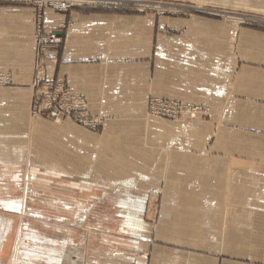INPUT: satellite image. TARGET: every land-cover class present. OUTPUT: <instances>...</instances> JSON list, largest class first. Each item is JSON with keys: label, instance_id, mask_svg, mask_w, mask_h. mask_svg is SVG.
Returning <instances> with one entry per match:
<instances>
[{"label": "crops", "instance_id": "obj_1", "mask_svg": "<svg viewBox=\"0 0 264 264\" xmlns=\"http://www.w3.org/2000/svg\"><path fill=\"white\" fill-rule=\"evenodd\" d=\"M63 21L47 14L44 26ZM71 22L57 60L47 55L48 74L64 78L92 115L109 122L96 133L71 120H31L32 13L0 10V76L13 78L12 87L0 86V182L49 173L41 186L51 187L56 220L46 224L55 235L69 232L76 248L85 229L84 245L92 243L87 227L98 203L102 214L114 207L116 216H105L120 237L150 238L144 218L162 199L151 250L139 239L109 254L101 245L103 258L92 264H264V30L204 17L181 20L179 34L151 16L76 13ZM151 95L205 106L210 118L147 120ZM6 212L0 219L9 223ZM28 226L25 241L43 235Z\"/></svg>", "mask_w": 264, "mask_h": 264}, {"label": "rangeland", "instance_id": "obj_2", "mask_svg": "<svg viewBox=\"0 0 264 264\" xmlns=\"http://www.w3.org/2000/svg\"><path fill=\"white\" fill-rule=\"evenodd\" d=\"M52 1L53 0H0V10L4 8H21V9L29 10L32 13V36L34 38V43L39 30H41V34L49 33V31L52 30L51 28L49 27L47 28L44 26L45 17L47 14L52 17L54 16L56 18L57 16L63 17V20L65 21L60 23L58 25V28L60 30L62 29V26H64L66 28L64 29V33H66L67 28L70 27L72 23L71 21L73 19V15H75L76 13H89V14L105 13L107 15H125V16H139V17L151 16L154 17L158 22H160L162 27L166 26V32L170 34H179L183 31V30L181 31V28L179 27V22L181 20H187L197 17L216 19L226 23H231L233 24L234 27H236V29L242 26H249V27L251 26V27L262 28L264 30V26H261V24L259 23V22H264V0H57L55 2ZM56 2L57 3L61 2L63 6L61 7L60 5H56ZM12 85H13V78L10 85H6V86L0 85V86L6 88V87H12ZM33 95H34V91L32 93V101H31L32 104H33ZM153 97L154 96L152 95L149 97V101L147 105V113H146L147 120L151 118H156L174 123L196 121V120L194 121L185 120L186 117H183L181 114H179V118L177 121L174 118H169L163 115H157L158 117L152 116L154 107L152 101L150 100ZM164 102L170 104L171 102L174 101L167 100ZM175 102L181 104L183 103L179 101H175ZM32 104H31V109H32ZM160 109L161 108L158 107L156 112H158V110ZM204 109L208 110L209 108L206 107ZM29 114H30V109H29ZM92 116L97 117L94 115ZM30 118L33 121L38 117L34 118L32 117V115H30ZM201 119L203 118L201 117ZM67 120H71L72 122L76 123L72 119H67ZM49 121L58 125L63 123V121L56 122L53 119ZM108 122L109 121L107 120V123ZM103 130L97 133H101ZM30 176L31 174H26L25 172L22 182L20 181L17 182L16 180L13 181L10 179H6L5 181L0 182V198H3L4 201L8 199H13V200L19 199V201H22L21 203L19 202L20 204H22L20 206L15 204L12 206L10 205L8 208H6L0 205V214L1 212L9 211L5 213L7 217L10 218L9 223L7 219L1 218L3 222L4 221L7 222L6 223L7 230L8 228L9 229L11 228L9 227L11 226L10 222H13V229H14V231L11 234L8 233L9 235L8 244H7L8 246L5 244V247L1 248L2 251L6 250L5 255L0 256V263L3 261L2 262L3 264L11 263L13 257H11L10 260V255H13V251L16 252L15 247L18 246L20 242H26L28 244L25 245L24 248H22L23 253L43 255L46 258L54 257V253L47 252V251H53L52 247L48 245H44L45 247L43 246V250L40 251L35 248L36 242L34 243L31 242L32 239H30V241L29 240L25 241V239H23L22 232L26 231L27 224L29 225L28 228L31 231L39 230V232L43 234L41 235L38 233L39 236L45 237L43 243H46L47 240L50 242L49 238L57 239V236L58 237L60 236L59 240L63 241L68 239L69 240L68 242L70 243L71 247H73V241L71 240L72 237L71 235H68L69 232H63L61 235H55L50 225H47V224H52V222L56 220L50 215L51 209L49 207L52 203L50 201L52 198L51 187L41 186L42 183H50L49 173L40 172L35 177L33 176L30 177ZM36 177L40 178V180L38 181ZM8 181H10V183L11 182L13 183L11 185V191L13 192V194L6 193L7 190L5 184L8 183ZM161 202H162L161 198L155 199L150 207L151 210L150 215L148 214L144 218L145 223L151 227V234L149 235L150 238L131 237L130 239H127L126 235H124L125 237H120V233L116 229L115 224L111 223L108 220L107 218L108 216H116L113 210L114 207L108 206L107 211L104 214H102L101 211L104 210L101 209H104V207H100L98 203L95 207L93 215L89 219V224L87 227L91 232V240H92L91 245L90 246L89 244L88 246L84 245L85 243L87 244V237H89L90 235L86 232L87 231L86 229L83 230L78 235V243L76 245H78L81 248L85 247L88 250V252H90L88 256L89 257L88 260L90 264H92V262L97 261L96 259L98 258H103L97 255L99 254L98 248H100L101 245H102L101 250L109 254L111 251L117 250L118 247L122 246V244L120 243L121 241L129 242V244L132 245L133 243H136L137 241L136 239H139L140 241L148 243V245L146 246L147 251L148 249L151 250V248L154 247V244L157 243L155 241V243L152 244L150 239H155L156 237V233L154 232V226H156L159 221L158 215L160 214V209L162 204ZM14 208H21L22 211L24 210L25 211L24 217L21 218L16 214L13 213L11 214L10 209H12V211H15ZM59 209L62 208L59 207ZM42 211H44V213L46 212L48 214L47 215L48 217H43L41 213ZM106 213L108 216H105ZM46 222L48 223L46 224ZM32 235H37V234L35 232H32L30 236ZM81 248H76V249L84 253V251ZM89 248L91 250H89ZM22 258L24 259L25 257ZM134 263L137 264V260H134L132 262V264ZM100 264H108V263L102 261L100 262Z\"/></svg>", "mask_w": 264, "mask_h": 264}, {"label": "built area", "instance_id": "obj_3", "mask_svg": "<svg viewBox=\"0 0 264 264\" xmlns=\"http://www.w3.org/2000/svg\"><path fill=\"white\" fill-rule=\"evenodd\" d=\"M259 23L261 26H264V22ZM64 29L66 28L62 26V29H52L46 34H41V30H39L36 36V59L34 82L32 85L34 95L31 114L33 117L46 115L56 122H64V120L72 119L78 125L97 133L105 129L107 119L101 116L93 117L90 114L86 99L74 94L67 86L64 78H51L47 71L48 53H56L57 60L59 53L62 51L65 43ZM11 82L12 74L0 76L1 86L10 85ZM150 101H152L154 107L152 113L154 117L163 115L174 118L177 121L179 114H181L186 119H190L192 118L191 110L196 109L198 116H201L203 119L210 118L209 111L204 109L206 108L205 106L190 107L183 103H176L175 101L169 104L164 102L167 100L157 97H153ZM158 107L161 109L156 112Z\"/></svg>", "mask_w": 264, "mask_h": 264}, {"label": "bare ground", "instance_id": "obj_4", "mask_svg": "<svg viewBox=\"0 0 264 264\" xmlns=\"http://www.w3.org/2000/svg\"><path fill=\"white\" fill-rule=\"evenodd\" d=\"M53 1L55 2L57 0H53ZM56 5H60L61 7L63 6V4L61 2H59V3L56 2ZM159 99H162V98H159ZM184 104L187 106H190V107L201 106V105H188L186 103H184ZM196 111H197L196 109L191 110V113H192L191 117L192 118H190V119L187 118L186 120L194 121V120L201 119V116H198V113ZM209 115H210V113H209ZM15 204H17L15 201L9 200V199L6 201H0V205H3V207H6V208H8L10 205H15ZM64 205L69 207L70 203L67 202ZM79 206H78V208H79ZM6 223L7 222L6 221L3 222L2 219L0 220V249L5 247L4 242L7 238V235H8L9 230H10L9 228L7 230ZM9 227H11V226H9ZM28 232H29V230H28ZM44 238L45 237L39 236L38 234L32 235V236H30V234H27V236H26V240L30 241V239H32L31 242H33V243L36 242L35 248L40 250V251L43 250L44 245H48V246L52 247L53 251H47V250L46 251L50 252V253H54V257L46 258L43 255L23 253V251L21 249H20L21 251L19 249H16V252L13 253V256H12L13 258L11 260V263H9V264H83L84 253H82L81 251L77 250L74 247H71L70 243L67 240L61 241L59 239L49 238L50 242L47 240L46 243H43ZM22 257H25V258L23 259ZM2 262L0 264H3Z\"/></svg>", "mask_w": 264, "mask_h": 264}]
</instances>
